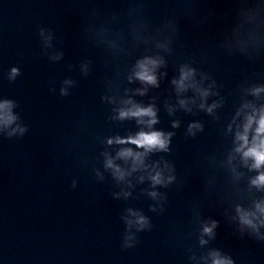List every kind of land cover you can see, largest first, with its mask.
<instances>
[{"label":"water","instance_id":"obj_1","mask_svg":"<svg viewBox=\"0 0 264 264\" xmlns=\"http://www.w3.org/2000/svg\"><path fill=\"white\" fill-rule=\"evenodd\" d=\"M41 30L51 35L50 47ZM157 42H168L170 52ZM57 53L61 60L49 59ZM147 55L163 56L167 66L160 71L167 75L134 99L147 105L154 98V130L174 132L169 151L146 161L164 160L174 169L175 181L156 189L165 196L157 213L150 211L149 183L136 182L140 173L128 178L127 189L105 170L102 155L118 150L106 145L108 138L139 128L135 120H113L117 104L101 97L119 101L125 89L140 87L127 76ZM182 64L215 81L218 95L208 103H223L214 115L165 111V102L176 101L170 81ZM13 67L20 75L9 82ZM65 79L75 84L62 97ZM254 86H264V0H0V100L14 101L27 127L22 137L0 133V264H197L212 248L234 264H264V242L241 234L231 219L236 205L264 198L249 188L257 173L241 167L233 151L242 117L233 118L253 100L247 90ZM254 102L264 103V94ZM193 122L203 131L190 137ZM122 188L132 195L113 199ZM127 208L149 217L152 229L137 233L135 247L125 250ZM209 220L217 222L215 238L201 248V224ZM192 254L197 261H189Z\"/></svg>","mask_w":264,"mask_h":264},{"label":"clouds","instance_id":"obj_2","mask_svg":"<svg viewBox=\"0 0 264 264\" xmlns=\"http://www.w3.org/2000/svg\"><path fill=\"white\" fill-rule=\"evenodd\" d=\"M44 40V46H51V35L45 37L43 30L40 32ZM156 47L165 53L170 52L168 42H157ZM63 58V53H57L49 57L53 62H58ZM166 61L161 55H147L136 60L130 73L127 76L129 84L138 83L140 87L135 89H125L123 98L116 101L113 97H101L102 101L109 104H117L113 108V120L118 122L135 120L139 128L135 134H130L125 138L119 136L108 138L105 143L108 146H118L115 155L103 153L104 168L108 171L117 184L124 185L131 189L133 184L128 179L134 173H140L136 177V182L142 184L147 181L150 185L146 192L148 198L154 201L150 205V211L153 213L163 212L162 204L165 200L163 193L156 191L159 188H167L175 181L173 167L164 160L154 161L151 164L146 163L147 159L155 153H167L169 144L174 132H163L154 130V126L159 123L158 109L154 98L147 104L137 102L134 97H144L149 89H156L160 86V81L167 75L160 71L166 68ZM81 74H88V63L81 65ZM20 75V70L13 67L9 70L8 80L14 82ZM199 76V79L197 78ZM206 81H209L206 83ZM75 81L65 79L60 88L62 97L69 95L68 89L74 86ZM170 85L176 96L174 104L165 102L164 108L171 117L177 111H183L191 114L194 109L203 111L207 115H214L216 110L222 107V100H213L208 103L211 97L218 93L215 91V81L203 73H198L195 68L189 64H182L178 68V75L171 79ZM191 93V96L188 95ZM264 94V86H254L247 90V95L253 97L252 101H245L240 105L233 122L242 117V123L237 125V131L234 136L236 147L234 153L240 158V166L246 168L249 172H255L257 175L249 179V188L257 192H264V103L257 105L254 101L259 100ZM16 104L12 100H0V133L11 139L15 136L22 137L27 132L14 112ZM180 126L179 120H173L171 127L173 129ZM203 131V126L199 122L190 123L186 130V135L193 137L197 132ZM231 131V125L229 126ZM251 133V139L249 138ZM135 150L133 149V147ZM116 161H122L127 168L120 167ZM231 162V160H230ZM234 175L239 179L240 173ZM98 179H103L99 173H96ZM72 188L76 187L73 181ZM132 195L130 190L121 189L120 192L113 193V199H128ZM235 216L231 219L238 223L241 234L247 231L248 235L257 241L264 242V198L254 199L247 208L236 205ZM125 225V234L122 239V249H131L137 242V233L151 231L152 224L150 218L141 211L127 208L125 214L121 217ZM217 222L215 220L205 221L201 224V231L198 236V244L201 248L208 245L209 241L215 238V229ZM189 261H197L195 254L189 256ZM197 264H234L232 258L227 254H222L218 249H209L205 255L199 257Z\"/></svg>","mask_w":264,"mask_h":264}]
</instances>
